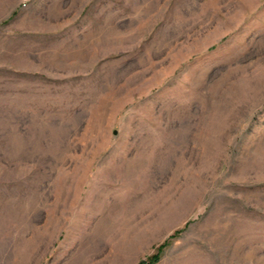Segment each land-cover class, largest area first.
<instances>
[{"label": "rangeland", "instance_id": "obj_1", "mask_svg": "<svg viewBox=\"0 0 264 264\" xmlns=\"http://www.w3.org/2000/svg\"><path fill=\"white\" fill-rule=\"evenodd\" d=\"M264 264V0H0V264Z\"/></svg>", "mask_w": 264, "mask_h": 264}, {"label": "trees", "instance_id": "obj_2", "mask_svg": "<svg viewBox=\"0 0 264 264\" xmlns=\"http://www.w3.org/2000/svg\"><path fill=\"white\" fill-rule=\"evenodd\" d=\"M162 248H163V245H160L157 248L156 253L153 254L146 262L140 261L138 264H154L155 262H157L160 258V253H161Z\"/></svg>", "mask_w": 264, "mask_h": 264}, {"label": "crops", "instance_id": "obj_3", "mask_svg": "<svg viewBox=\"0 0 264 264\" xmlns=\"http://www.w3.org/2000/svg\"><path fill=\"white\" fill-rule=\"evenodd\" d=\"M262 2V0H260V3Z\"/></svg>", "mask_w": 264, "mask_h": 264}]
</instances>
